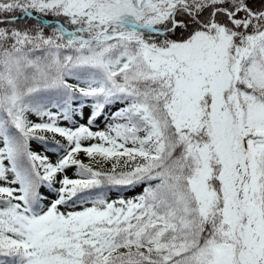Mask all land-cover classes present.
Segmentation results:
<instances>
[{
	"label": "snow or ice",
	"instance_id": "snow-or-ice-1",
	"mask_svg": "<svg viewBox=\"0 0 264 264\" xmlns=\"http://www.w3.org/2000/svg\"><path fill=\"white\" fill-rule=\"evenodd\" d=\"M0 264H264V0H0Z\"/></svg>",
	"mask_w": 264,
	"mask_h": 264
},
{
	"label": "rangeland",
	"instance_id": "rangeland-1",
	"mask_svg": "<svg viewBox=\"0 0 264 264\" xmlns=\"http://www.w3.org/2000/svg\"><path fill=\"white\" fill-rule=\"evenodd\" d=\"M35 147L37 148V150H40L38 145H37V146H35Z\"/></svg>",
	"mask_w": 264,
	"mask_h": 264
}]
</instances>
